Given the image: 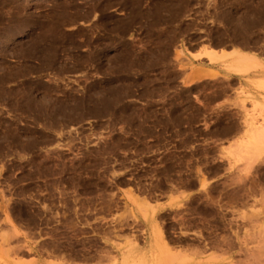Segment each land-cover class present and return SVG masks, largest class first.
I'll list each match as a JSON object with an SVG mask.
<instances>
[{
	"label": "rangeland",
	"instance_id": "obj_1",
	"mask_svg": "<svg viewBox=\"0 0 264 264\" xmlns=\"http://www.w3.org/2000/svg\"><path fill=\"white\" fill-rule=\"evenodd\" d=\"M254 57L264 0H0V264H264Z\"/></svg>",
	"mask_w": 264,
	"mask_h": 264
},
{
	"label": "bare ground",
	"instance_id": "obj_2",
	"mask_svg": "<svg viewBox=\"0 0 264 264\" xmlns=\"http://www.w3.org/2000/svg\"><path fill=\"white\" fill-rule=\"evenodd\" d=\"M223 52V54H224V51H222ZM220 53V52H219ZM204 54H207L208 55V57H209V59H210V61H213V60H215V58H216V56L218 55V51L217 50H215L214 48H206L205 50H204ZM229 54H231V55H233L234 56V58H240L242 61L244 60V59H246L247 57H249L248 55V52H246V51H243V50H241V49H232L231 51L229 50ZM250 59V58H249ZM240 60V61H241ZM255 60V61H254ZM216 61V60H215ZM249 61H254V62H256V61H258V63L257 64H255L254 66H251V67H254L255 69H257V68H260L261 66L263 67L264 66V61H262V58H258V57H254V58H252V60H247V61H244V62H242V63H240V64H238L237 65V67H235V68H233V69H236V73H238V74H241V73H244L246 70H247V66H246V64L249 62ZM250 63V62H249ZM230 68V67H229ZM229 68H227V69H229ZM207 76H210V77H212V76H215V73H207L206 74ZM241 91H243V90H241ZM247 93V91H243V93L242 92H240V93H242V94H244V93ZM239 93V94H240ZM244 97V96H243ZM242 97V98H243ZM247 97V98H246ZM246 97H244V99L246 98V100L250 97V96H246ZM251 98V97H250ZM249 98V99H250ZM243 99V100H244ZM242 100V99H241ZM246 100H244V102L246 101ZM251 101H253V100H251ZM253 103H256V106L260 103V102H258V100L257 101H254ZM255 105V104H254ZM248 122V121H247ZM249 123V124H248ZM247 124L245 123V127H244V130H243V132H244V134H248V133H257V132H259V133H261V132H264V128H261V127H257V126H255L252 122H248ZM252 123V124H251ZM234 126V124L232 125V127ZM232 127H229V130L231 131V129L233 130V129H235L236 130V128L238 127H236V126H234L233 128ZM238 129V128H237ZM226 131L228 130V129H225ZM225 131V132H226ZM231 132H234V130L233 131H231ZM230 132V133H231ZM227 133V132H226ZM205 186V184H202V186ZM142 200V199H141ZM146 216V215H145ZM150 218V217H149ZM150 220V219H149ZM156 232H157V230H156Z\"/></svg>",
	"mask_w": 264,
	"mask_h": 264
},
{
	"label": "crops",
	"instance_id": "obj_3",
	"mask_svg": "<svg viewBox=\"0 0 264 264\" xmlns=\"http://www.w3.org/2000/svg\"><path fill=\"white\" fill-rule=\"evenodd\" d=\"M166 201H157L156 203H151L157 208H164L166 206Z\"/></svg>",
	"mask_w": 264,
	"mask_h": 264
}]
</instances>
